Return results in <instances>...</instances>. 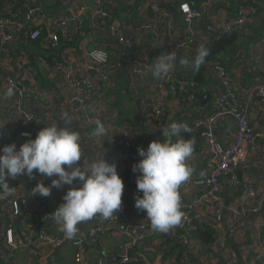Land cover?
Returning <instances> with one entry per match:
<instances>
[{
  "label": "built area",
  "instance_id": "2783aa9c",
  "mask_svg": "<svg viewBox=\"0 0 264 264\" xmlns=\"http://www.w3.org/2000/svg\"><path fill=\"white\" fill-rule=\"evenodd\" d=\"M0 1V53L4 51L15 57L14 65L7 60L0 67V104L3 92L12 97V106L0 117V133L17 131L14 148L0 143V168H8L13 173L12 182L18 184L13 183L11 190L6 189L5 196L0 194V220L4 200L11 203V215L3 230V244L10 259L14 260L16 249L35 243L45 257L69 245L74 248V264H90L89 258L84 256V248L100 235L112 234L121 238L120 249L114 254L96 255L95 264H140L144 261V254L138 252V247L149 238L148 223L129 220L127 206L111 174L116 165H121L139 180L153 172L161 177L159 187L139 189L135 197L151 198L159 230L185 248L186 257L182 262L187 264V253L197 249V243L188 236L198 221L213 228V250L219 251L225 264H233L235 254L223 233L232 240L238 239L248 217L260 213L264 206V182L250 175L255 171L264 177V155L258 148L264 143V82L259 79L243 89L234 69L222 61L211 63L203 70V77L210 86L201 89L202 97L210 96L211 104L203 109L185 102L192 93V83L179 76L197 67L202 47L211 41L226 35L249 38L255 16L264 24V0H201L196 6L181 0L172 13L166 8L170 0H144L136 9L140 18L122 22L117 28L113 25L110 9L132 7L127 0H63L51 12L46 10L45 0ZM84 26L92 32H104L112 43L105 48H82L77 43L80 36L75 31L80 33ZM145 34L157 51L156 58L149 63L135 54L137 39H145ZM39 40L40 48L52 54L48 60L38 57L39 63L46 66L47 72L43 75L61 99L58 104L53 102L44 117L49 124L58 126L55 138L61 144L54 169L50 161L54 146L37 148L30 131V126L40 124L42 118L26 108L27 96L39 98L41 95L35 80L38 71L25 52L30 44ZM76 50L80 54L77 58L72 56ZM178 62L182 64L179 71L171 67ZM119 74L125 78L131 94H136L135 81L145 74L148 82L158 88L157 92L166 82L171 101L175 99L183 109V118L191 120L192 116H197L190 127L192 142L178 140L180 149L173 158L185 173L182 185L186 184L185 195L183 192L182 196L187 198L186 204L169 200V188L176 181V175H165L162 169L171 153L169 147H163V142L151 144L137 133L133 138L122 136L118 140L120 151L99 156L92 163L76 142L77 136H66L63 131L62 126L71 122H79L85 128L102 127L106 113L100 102L105 94L111 103L116 100L115 76ZM92 96L99 102L96 107L86 103ZM161 99V95L156 96L149 106L156 126L161 125L165 113ZM254 101L263 110L258 128L249 122ZM72 152L79 162L69 168L66 163ZM194 166H199L200 172L187 181V173ZM236 171H240V179ZM243 172L247 173L244 178ZM56 182L60 184L58 192L66 197L59 203L52 189ZM238 189L234 201L228 204L227 195ZM45 191H52L51 196L46 205L42 204V214L33 221V204L42 200ZM80 193L82 213L97 204L105 215L103 222L87 226L84 235L68 229L63 214L65 203ZM19 213L24 217L23 231L27 238L19 236L13 225ZM225 216L228 219L226 229L223 228ZM252 236L258 243L253 263L264 264V219L254 226Z\"/></svg>",
  "mask_w": 264,
  "mask_h": 264
},
{
  "label": "crops",
  "instance_id": "0c3cea01",
  "mask_svg": "<svg viewBox=\"0 0 264 264\" xmlns=\"http://www.w3.org/2000/svg\"><path fill=\"white\" fill-rule=\"evenodd\" d=\"M20 1L21 0H19V2ZM59 1L60 3L58 5L60 6L63 0ZM127 1L133 6H122V8L118 10L110 9L114 26L117 24L118 27V25L122 22H132L133 19L136 18L138 20L140 18V15L138 16L140 13H138V11L136 12V9L139 4L142 5L144 0ZM179 1L181 0H170L166 6L167 10L171 13L175 11ZM185 1L195 3L194 5L196 6L201 0ZM54 3L55 2L48 3L50 7H48L47 10H49V8L52 10L55 6H58ZM252 20L251 29L253 30L254 37H239L240 47L237 49L235 56L232 58H222L221 60L226 63L229 68L234 69L233 72L238 75L240 79V86L243 89H246L249 85L253 84L254 81H259V79L264 82V24L259 20L258 16H255ZM75 33L79 34L80 36L76 39L77 43H79L78 45L85 49L105 48L109 45V43H112V41L105 37L104 32H92L87 26H84V28L82 27L80 33H78V31H75ZM94 34H97L96 37L98 38H95ZM144 38L145 39H137L138 49L135 51V54L149 63V61L156 58L157 51H155L151 44H149V40L146 39V34ZM201 39L206 38L201 36ZM79 55V50H76V53L72 56L77 58ZM37 57H40V55ZM7 60H10L12 65L15 64L14 56L6 54L4 51L0 53V67L3 66L4 63H7ZM178 63H174L171 67L178 71L181 70L182 64H180V62ZM243 64L246 65L244 69L242 67ZM40 65L42 68L41 70L36 69L38 74L35 77V80L41 95L39 98H34L31 95L27 96L26 100L28 102L26 108L33 110L38 118H42V122L40 124L30 126V131L34 135L33 139L37 148H43L48 144L54 146L55 149L50 156L51 165L54 169L56 167L55 165L58 163V148L61 144L55 138V129L58 126L56 124H49V122H46L44 117L48 110H50V108L53 106V102L58 104V101L61 99L57 97V94L53 91V85L43 75H46V66L44 64ZM253 70H257L256 73H254ZM196 72L197 67L189 69L187 72H183V75L186 78L191 79ZM148 78L149 77L145 74L135 81L136 95L134 96L128 92L127 82L123 75L119 74L118 76H115V89H117L115 92L117 95L116 100L112 101L113 103H111L109 101V96L105 94L102 102H100L102 103L100 107L102 108L103 112L106 113V115L104 114L103 116L104 122L102 127L85 128L81 126L79 122H71L68 125L62 126L66 136H77L76 142L83 147L84 154L91 158L92 163L93 160L99 156L120 151L118 140L122 138V136L125 138H133V136H136V133L141 139L151 142V144L157 145L158 142H163V147H169L172 151L173 142L176 143L177 135L182 132L183 127L186 125V122L183 120V109L178 101H175V99L171 101L172 96L168 91V84L166 82L163 84L161 90L157 92L158 88L150 81L148 82ZM206 86L209 87L210 82H206ZM159 95L162 96L161 101L165 106V113L161 117V125L156 126L149 106L152 104L153 98ZM2 97L3 100L0 104V117H2L3 113L12 106V97H10L7 92H3ZM136 100L140 101L141 106V115L137 121L132 119V116L137 112V106L135 103ZM86 103L91 107H96L98 106L99 102H97L94 96H92ZM262 111L263 110L260 105L254 101L253 108L251 109V116L249 118L250 125L254 128H258L261 125ZM5 133L6 135H2L0 133V143H6L7 147L11 146L14 148L17 144V131H5ZM218 135L219 131L216 132L217 137ZM258 148L264 155V143L259 144ZM78 162V157L75 156V152H72L66 164H69L67 167L73 168V164H78ZM166 164L168 165L167 161ZM126 169V166L123 167L121 165H116V167L112 169L111 174L114 176V186L121 194L127 206V215L129 220L135 222L143 220L148 223L146 231L149 238L138 247V252L143 253L146 262L150 264H185L182 262V259L186 257L185 248L172 242L164 232L158 229L157 212L154 204L151 203V198L148 200H140L135 197V192L137 190L144 188L154 189L155 186L161 184V177L153 172L152 174L147 175L148 177L139 180L128 174ZM162 169L165 173V165ZM199 172L200 167L194 166L187 174L190 178L192 176H196ZM258 174L260 175V173ZM12 175L13 173L10 172L8 168H0V194H3V196H5L6 189L11 190L14 187L15 183L12 182ZM165 175H173V173H165ZM250 175L257 178L259 181L264 182V177L261 175L258 177L254 175L252 171ZM246 176L247 173L243 172L242 178ZM54 184L55 185L52 189L54 191V198L57 199L56 203H59L61 200H66V197L58 192V187L60 186L59 182ZM222 184L225 187L226 181L223 180ZM28 187L30 188V186ZM51 192L52 191L43 192L41 198L42 200L33 204V208L31 210V213H33V221H36V219L42 214V204L46 205V202L48 203L47 200L49 196H51ZM238 192L239 189L236 190L235 193L227 195L228 198H226V201L228 204H232ZM153 193L154 192L152 191V194ZM180 194L183 195V193ZM81 196L82 195L80 193L74 200L65 203L63 209V214L66 216L65 226L68 229H73L77 234H79V232L73 221V206L77 205L81 220L92 218L96 220V223H101L105 218L102 208L97 204L91 205L87 212L82 213L80 210ZM3 206L4 212L0 220V264H74V248L69 245H65L60 250L56 251L51 257H45L38 247L39 245L35 243L27 248L16 249L14 251L15 258L14 260H11L8 250L3 244V230L5 227H7L9 220L8 217L11 215V203L4 200ZM47 207L50 208V205L48 204ZM21 214L22 213H19L14 217L13 225L16 233H18L19 236L22 238H27L28 235L23 231L24 227L22 220L24 217ZM17 216H19V226L15 225ZM263 219L264 206L260 213L250 215L248 217L245 230L238 239L232 240L226 237V234L223 233L227 244L235 254V260L233 264H254L252 258L253 253L257 249L258 243L256 238L252 236V231L254 226L261 224ZM227 224L228 219L227 216H225L223 226L224 229H226ZM121 242V238L117 235H100L90 246L84 248V256L89 258L90 264H95L96 255L103 256L116 253V251L120 249ZM187 256V264H225L220 258L219 251L213 250L212 246L196 249L193 253L190 251L189 255L187 253ZM144 261H142L140 264H146Z\"/></svg>",
  "mask_w": 264,
  "mask_h": 264
},
{
  "label": "trees",
  "instance_id": "16d2710c",
  "mask_svg": "<svg viewBox=\"0 0 264 264\" xmlns=\"http://www.w3.org/2000/svg\"><path fill=\"white\" fill-rule=\"evenodd\" d=\"M5 1H10V0H5ZM13 1V0H12ZM2 2L0 1V4ZM49 2L45 1V8L47 10ZM60 3L59 0H55V5H58ZM49 11L51 12V8H49ZM240 36L238 35H226L222 36L217 40L211 41L209 44L206 46L202 47L200 51V56L198 58V65H197V72L192 76L191 79L186 78L183 73L180 74L179 77L188 80L189 82L192 83V90L190 96H188L185 99V102L189 104L191 102L193 105H198L202 107L203 109L208 108V106L211 104V99L210 96L206 95V98H203L201 95V89L202 87H205V79L203 77V70L208 67L209 64L211 63H218L222 60V58H232L235 56L237 49L240 47ZM39 42H33L31 45V48L33 51H35L34 55L43 57L45 59H49L52 54L47 51V50H42L39 46ZM29 49L25 50L29 51ZM48 55V56H47ZM49 57V58H47ZM29 61L33 65V67L36 68V65L33 63V56H28ZM227 60V59H226ZM223 62V61H222ZM197 116H192L191 120L190 118H183V120L186 122V125L183 127L182 132L179 133L176 137V144L178 148L180 149V143L178 140H182L184 142H189V144L192 142V134L190 131L191 127V122L192 119H196ZM153 153H156V150H153ZM165 173L166 174H174L173 170L168 167V165L165 163ZM17 219L15 220V225L19 226V216L16 217ZM17 222V224H16ZM14 223V222H13ZM188 238L190 240H193L195 243H197V249L199 248H204V247H211L213 246L214 242V230L211 228V226L207 223L204 222H198L196 221L194 224L193 229L190 231Z\"/></svg>",
  "mask_w": 264,
  "mask_h": 264
},
{
  "label": "water",
  "instance_id": "95a60500",
  "mask_svg": "<svg viewBox=\"0 0 264 264\" xmlns=\"http://www.w3.org/2000/svg\"><path fill=\"white\" fill-rule=\"evenodd\" d=\"M115 28H117V24H115ZM135 103L137 106V112L132 116V119L137 121L141 115V106H140L139 100H136ZM3 134H6V133L3 132ZM177 152H178V146L176 145V143L173 142L172 151L167 158V163H168V166L175 173L176 181L170 185L169 200L173 203H180V204L184 205L187 203V199L184 198L180 194V188L182 187V185L185 181V173L179 169V167L177 166V164L175 163V161L173 159L174 156L177 154ZM252 172L254 173V175L260 177V175L257 172H255V171H252ZM236 174L239 178L240 177V171H236ZM73 221H74V225L76 226L80 235H84L85 229L87 226H90V225L96 223V220L92 219V218L87 219V220H81L79 217V211H78L77 205L73 206Z\"/></svg>",
  "mask_w": 264,
  "mask_h": 264
},
{
  "label": "rangeland",
  "instance_id": "374dc122",
  "mask_svg": "<svg viewBox=\"0 0 264 264\" xmlns=\"http://www.w3.org/2000/svg\"><path fill=\"white\" fill-rule=\"evenodd\" d=\"M46 2H49V0H45ZM53 2H55V0H52L50 3H53ZM253 21V20H252ZM97 36V34H94V37L95 38H98V37H96ZM250 37H254V34H253V30L251 29V36ZM242 40V39H241ZM29 48H31V47H29ZM28 48V49H29ZM34 53H35V51H33L32 49H29V51H27V55L28 56H33V63L36 65V68H37V70H41V65H40V63H39V61H38V57L36 56V55H34ZM36 54V53H35ZM132 95H136V94H132ZM189 180V176H187V181ZM185 186H182L181 188H180V193H183L184 192V190H185V188H184ZM184 189V190H183ZM161 227H160V225H158V229H160Z\"/></svg>",
  "mask_w": 264,
  "mask_h": 264
}]
</instances>
